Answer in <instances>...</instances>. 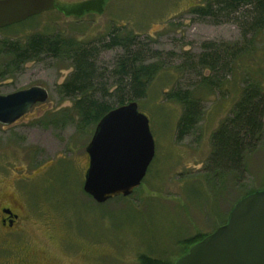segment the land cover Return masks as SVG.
<instances>
[{
    "label": "rangeland",
    "instance_id": "1",
    "mask_svg": "<svg viewBox=\"0 0 264 264\" xmlns=\"http://www.w3.org/2000/svg\"><path fill=\"white\" fill-rule=\"evenodd\" d=\"M99 1L100 10L80 15L76 7L96 0H56L55 10L0 31V39L48 31L95 45L108 41L112 30L121 37L138 35L149 51L146 63L164 67L146 97L135 101L150 121L154 161L130 196L96 203L83 190L86 149L96 126L80 124L73 99L57 90L73 71L71 61L45 57L0 78L1 96L33 86L49 92L48 101L17 122L0 124V210L10 208L19 216L12 228L0 222V264H140L142 255L174 263L184 252L180 240L213 233L240 198L264 189V132L246 157L241 182L233 177L211 182L206 168L212 135L240 97L246 64L264 88V31L245 39L236 17L214 20L192 13L213 0ZM246 41L254 43L251 53L240 57L238 70L220 76L215 93L198 74L209 76L208 71L177 70L186 60L196 63L207 46L245 48ZM155 51L161 55L151 56ZM123 53L122 48L101 51L97 64L109 71ZM3 63L0 58V67ZM176 86L192 93L202 109L198 124L183 138L177 136L183 108L161 94Z\"/></svg>",
    "mask_w": 264,
    "mask_h": 264
},
{
    "label": "trees",
    "instance_id": "2",
    "mask_svg": "<svg viewBox=\"0 0 264 264\" xmlns=\"http://www.w3.org/2000/svg\"><path fill=\"white\" fill-rule=\"evenodd\" d=\"M94 8L98 10L102 8L100 1L81 4L76 7V11L81 15ZM192 13L214 20L236 17L240 19L245 39L249 35L255 36L258 32L264 31V0H213L204 6L194 8ZM15 26L0 31H12ZM116 31L112 30L107 37L108 41H100L95 45H83L74 38L48 31L32 33L24 39L1 38L0 58L5 63L0 67V78H6L11 73L21 70L28 62L41 61L45 57L70 60L73 71L57 90L62 97L73 99V108L80 118V124L85 127L96 126L112 109L144 99L156 75L164 70V67L157 62L146 63V55L149 51L137 41L138 35L129 32L121 37ZM250 44L254 43L246 41L245 48L238 45H227L223 48L207 46L205 53L197 58L196 63L192 64L186 60L177 70L184 73L187 71L189 74L198 69L208 71L209 76L200 75V71L198 74L202 78L203 85L215 93V90L221 86L220 76L233 71L235 67L238 70L240 57L251 53ZM114 48H122L124 53L117 58L113 69L101 70L97 64L100 52ZM160 55L159 51H155L151 56ZM242 82L243 88L232 108L231 116L212 135L213 151L206 168L207 178L214 183L221 182L220 180L227 177H233L238 182L244 179L247 172L246 157L257 149L264 132L263 83L250 74L247 64L243 69ZM161 94L165 96V101H174L182 106L183 113L177 124V136L183 138L201 119L200 101L195 99L192 93L183 92L177 86L168 92L163 90ZM110 98H115L113 104L108 101ZM253 192L255 191L248 192L246 196ZM207 236L197 234L180 240L184 250L182 256ZM175 263L146 255L140 257V264Z\"/></svg>",
    "mask_w": 264,
    "mask_h": 264
},
{
    "label": "water",
    "instance_id": "3",
    "mask_svg": "<svg viewBox=\"0 0 264 264\" xmlns=\"http://www.w3.org/2000/svg\"><path fill=\"white\" fill-rule=\"evenodd\" d=\"M56 7V0H0V30ZM48 98L41 86L0 95V124L17 122ZM155 148L149 118L135 101L112 109L96 125L86 149L84 192L98 204L130 196L145 179ZM175 264H264V189L239 200L227 222Z\"/></svg>",
    "mask_w": 264,
    "mask_h": 264
},
{
    "label": "flooded vegetation",
    "instance_id": "4",
    "mask_svg": "<svg viewBox=\"0 0 264 264\" xmlns=\"http://www.w3.org/2000/svg\"><path fill=\"white\" fill-rule=\"evenodd\" d=\"M19 216L10 208H1L0 210V222L5 227L12 228L18 220Z\"/></svg>",
    "mask_w": 264,
    "mask_h": 264
}]
</instances>
